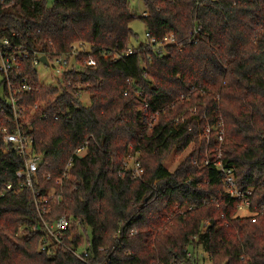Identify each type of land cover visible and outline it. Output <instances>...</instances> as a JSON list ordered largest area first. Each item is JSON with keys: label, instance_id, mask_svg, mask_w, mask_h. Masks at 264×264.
<instances>
[{"label": "trees", "instance_id": "16d2710c", "mask_svg": "<svg viewBox=\"0 0 264 264\" xmlns=\"http://www.w3.org/2000/svg\"><path fill=\"white\" fill-rule=\"evenodd\" d=\"M143 8L146 16L138 19L128 0H0V32L20 35L29 49L57 57L79 43L90 48L59 89L40 84L26 62L21 78L38 92L21 94L19 101L24 108L44 104L45 119L38 110L25 112L23 122L33 140L29 155L42 158L34 189L55 191L46 221H64L65 246L87 257L61 247L51 256L41 251L47 238L32 231L39 223L32 192L6 191L17 185L24 160L3 139L1 130L14 127L4 94L0 264H198L186 257L195 249L211 264H264V211L255 223L239 219L216 170L192 165L206 145H217L214 135L199 140L200 126L188 113L186 123H173L196 103L204 106L196 119L203 112L210 125L219 118L222 164L233 170L239 188L251 190V207L264 208V0H143ZM134 20L149 37L160 42L171 34L174 43L160 55L146 38L133 46ZM88 59L94 67L85 66ZM192 88L204 94L177 102L151 132L145 130L142 100L154 112ZM80 94L89 96L88 106ZM190 144V154L168 171L164 157ZM129 155L141 165L140 178L123 168Z\"/></svg>", "mask_w": 264, "mask_h": 264}, {"label": "built area", "instance_id": "2783aa9c", "mask_svg": "<svg viewBox=\"0 0 264 264\" xmlns=\"http://www.w3.org/2000/svg\"><path fill=\"white\" fill-rule=\"evenodd\" d=\"M196 4L202 3L204 0H194ZM3 3V2H1ZM146 16L145 12H142L140 18H144ZM197 33V30L194 31V34ZM145 38L147 39L146 44L154 51V53L160 55L162 49L166 45H172L174 43L173 37L171 34L164 37L160 42L156 41L154 38L149 37L148 34H145ZM90 53V48L83 43H79L70 47V50L62 55L57 57H52L50 54L42 53L39 51L31 50L28 48L27 42L23 40V38L12 32L8 35H3L0 32V97H3L6 94L5 104L10 108L14 127L11 132H8L7 129H2L1 132L4 134V142L6 145H12L13 151L17 153L19 157H22L23 167L15 173V179L18 180V183L15 187L12 185L6 186V191H31L32 192V205L37 213V218L39 223L32 228V231L39 232L45 238L44 244L40 249L41 251H45L48 255H53L56 247H61L66 249L68 252L73 254L78 259H85L87 257V253L85 251H79L78 249H70L67 248L63 242V238L67 231V225L64 221H58L56 223L47 222L46 216L50 212V202L55 200V191L48 190L47 192H41L34 189V185L37 183L35 178L38 168L42 163V158L37 155H29V151L31 149V145H33V140L31 137L26 134L30 131L27 126L28 123L24 121V113L28 112L29 114L36 113V111L40 110V108L44 109L43 103H35L32 106L27 108L19 107V101L22 97L21 94L28 93H37L38 88L34 87V85L30 84L26 78H21L20 71L22 66L27 62L32 66L35 71L38 65H42L44 67H48L51 64H54L56 67V73L60 75V79L57 83V86H53L59 89V83H62L63 77L65 73L72 72L78 70L79 66L77 64V58L80 56H85ZM133 51H128L126 56L131 55ZM44 57L47 61V65H44L40 62V58ZM115 59H120L119 56H116ZM86 67H94L95 62L92 59H88L85 62ZM42 84V83H40ZM46 85V84H42ZM70 84L68 83V87ZM195 92H198L199 95H203L204 91L200 88H192L188 90V93L185 95H181L176 102L170 103L168 106L162 109L155 110L154 112L149 111V107L146 101H141V106L139 108L140 118L143 122L145 130L151 132L153 128L158 124L160 115H163L167 110H173L177 102L181 104L191 98ZM126 95V94H124ZM80 102H83L81 99V94L79 96ZM137 97L140 99L141 93H137ZM216 99H218L216 97ZM204 109L203 105L198 103L194 104L191 107L186 108L183 113L178 115L173 123L175 125L186 123V114L188 113L190 119L193 118L198 122L199 127V138L201 136L205 139L206 142L210 139V136L214 135V143L217 145H213V148L208 149V145L205 146L203 151L202 159H194L192 165L203 169L208 165L212 166L216 172L218 177L221 180L223 186V193L228 196V198L234 202H236V216L239 219H249L251 223H255L257 220V216L263 214L264 208L260 209V212H256V208L251 207L250 198L252 196V192L250 189L243 190L239 188L234 179L233 170L225 167L222 164V144L225 136L224 128L222 121L217 118V122L210 125L207 122L205 112L200 113V118L196 119L199 116V108ZM41 117L43 119L46 118L44 114V110H40ZM203 126L201 125V122ZM26 126V131H24L23 127ZM191 128L188 127V131ZM193 147V145H190ZM83 150H77L75 152L76 155H81ZM70 162L67 164L66 169L70 167ZM123 168L126 171H129L134 178H140L143 174L141 165L137 160L136 156L133 157L129 155L126 160L123 162ZM65 177V175H64ZM57 184H60V180H57ZM3 195V194H1ZM55 243V246L49 247L50 243ZM57 249V248H56ZM186 257L190 259L192 257V252L188 251L186 253ZM105 264V263H104Z\"/></svg>", "mask_w": 264, "mask_h": 264}, {"label": "rangeland", "instance_id": "374dc122", "mask_svg": "<svg viewBox=\"0 0 264 264\" xmlns=\"http://www.w3.org/2000/svg\"><path fill=\"white\" fill-rule=\"evenodd\" d=\"M128 2L130 5V8L132 9V11L136 14L137 18L139 19L141 13L144 12L143 0H128ZM131 30L133 34L136 35V38L133 37L134 39L131 40V44L133 46H138L139 44L144 43L145 29L140 20H134L131 23ZM36 73H37L38 81L42 84H46L49 86H57V83L60 79V75L56 73V67L54 64H51L48 67L38 65L36 67ZM81 98L85 106H88L90 104V99L88 95L82 94ZM201 138L203 137L201 136ZM201 138H199V140H202ZM191 149H192V146H188L183 152L179 154H175L174 150L170 151L164 157L163 165L168 171L173 172L178 166V164L190 154ZM86 237L89 238L88 232H86ZM86 237H84L85 241H86ZM193 256L197 258L198 264H211L208 262L206 256L200 253V250L195 249L192 254V257Z\"/></svg>", "mask_w": 264, "mask_h": 264}, {"label": "water", "instance_id": "95a60500", "mask_svg": "<svg viewBox=\"0 0 264 264\" xmlns=\"http://www.w3.org/2000/svg\"><path fill=\"white\" fill-rule=\"evenodd\" d=\"M40 62L43 63L44 65H47V61L44 57L40 58Z\"/></svg>", "mask_w": 264, "mask_h": 264}]
</instances>
